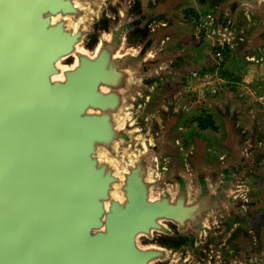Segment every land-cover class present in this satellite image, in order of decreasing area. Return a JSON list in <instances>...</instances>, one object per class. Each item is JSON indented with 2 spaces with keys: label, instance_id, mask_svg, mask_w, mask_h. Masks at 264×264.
<instances>
[{
  "label": "water",
  "instance_id": "obj_1",
  "mask_svg": "<svg viewBox=\"0 0 264 264\" xmlns=\"http://www.w3.org/2000/svg\"><path fill=\"white\" fill-rule=\"evenodd\" d=\"M208 1L205 24L231 36L232 68L263 60L264 0ZM148 2L99 16L103 0H0V264H191L181 246L215 241L200 151L189 177L174 174L175 136H144L130 116L148 85L201 57L162 48L181 0ZM236 139L242 164L264 155V141Z\"/></svg>",
  "mask_w": 264,
  "mask_h": 264
},
{
  "label": "rangeland",
  "instance_id": "obj_2",
  "mask_svg": "<svg viewBox=\"0 0 264 264\" xmlns=\"http://www.w3.org/2000/svg\"><path fill=\"white\" fill-rule=\"evenodd\" d=\"M134 1L138 0H103L99 16L101 13L113 16L114 11ZM145 1L151 5L155 3V0ZM208 9V0H181L169 23L175 32L163 43L162 48L175 44H181L184 49L200 48L201 57L172 69L171 83L164 81L148 85L149 93L145 101L137 104L130 113L139 122L144 136L151 137L156 132L169 129V136H175V158H180L183 166V169L175 166L173 173L186 177L191 174L193 161L199 151L198 164H202L204 159L216 163L222 161V155H232L227 153V146L225 150L218 149L220 152L216 155L207 151V148L220 145L219 142L229 145L227 141L235 142L236 137L251 145H255L256 140L264 141V59L259 62L248 60L242 63L240 69L232 68L231 36L223 31L213 33L209 30L204 21ZM148 29L157 30L158 21L151 23ZM152 53L158 54L157 44ZM209 120L214 121L216 131L207 127ZM171 125H175L172 130ZM256 131L260 134L259 139ZM236 155L242 162L240 150ZM174 160L167 156L163 166L168 168ZM242 165L246 168L242 183L245 193L257 195L259 205H263L264 155ZM258 226L259 232L254 234L218 231L214 242L200 239L193 244L188 243L181 246L177 256L188 258L191 264H199L206 253L218 254L224 260L226 255L223 251L227 257L232 256V249L227 243L233 240L232 237L238 236L233 242L246 243L247 248L243 250L252 249L258 252L257 257H261L264 255V214L259 216ZM247 238L252 240L246 241Z\"/></svg>",
  "mask_w": 264,
  "mask_h": 264
},
{
  "label": "flooded vegetation",
  "instance_id": "obj_3",
  "mask_svg": "<svg viewBox=\"0 0 264 264\" xmlns=\"http://www.w3.org/2000/svg\"><path fill=\"white\" fill-rule=\"evenodd\" d=\"M207 127L213 131H216L217 129L214 121L212 122L211 120L208 121ZM256 134L258 135L259 139L260 134L258 133V131H256ZM227 142L229 144H232V142L230 141ZM219 144L220 145L216 144L217 148L214 146L210 147L209 149L207 148V151L216 155L220 152L221 148L225 150V146H227V153H229L230 155L232 153V155L230 157L222 155L220 157V160H224L223 162L217 161L216 163H212L211 161L206 159L202 161V169L205 174V191L209 195L214 196L215 200L213 201L216 202V205H218L219 207V210L215 215L216 217L220 218V221L218 225L213 228V230L214 232L223 231L231 233H258L259 216H262V214H264V204L259 205V197L257 198V195H248L247 193H245L242 187V183H244L243 165L236 155V152L239 149L232 145H225L223 144V142H219ZM253 180L260 179L253 178ZM262 182L264 183V181ZM259 213H261V215H259ZM231 220H233V222ZM220 225H223V227ZM243 237L244 236H242V238ZM237 238L239 237H232L233 240H236ZM233 240L227 243L232 249V257H236L237 254L239 255L237 256V259H239L242 255L257 257V251H254L252 249L243 250V248H247L245 245L246 243L238 244L236 242H233ZM223 253L224 256L226 255L227 257L226 252L223 251ZM198 254L202 255V253L200 252Z\"/></svg>",
  "mask_w": 264,
  "mask_h": 264
}]
</instances>
